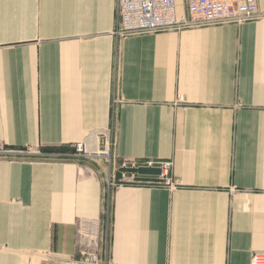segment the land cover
Masks as SVG:
<instances>
[{
	"label": "crops",
	"instance_id": "0c3cea01",
	"mask_svg": "<svg viewBox=\"0 0 264 264\" xmlns=\"http://www.w3.org/2000/svg\"><path fill=\"white\" fill-rule=\"evenodd\" d=\"M118 20L117 0H0V144L39 152L0 155V264L81 259L78 218L102 222L109 264H250L264 18L125 39ZM102 131L113 162L75 154ZM125 162L171 163L173 187L111 188Z\"/></svg>",
	"mask_w": 264,
	"mask_h": 264
},
{
	"label": "built area",
	"instance_id": "2783aa9c",
	"mask_svg": "<svg viewBox=\"0 0 264 264\" xmlns=\"http://www.w3.org/2000/svg\"><path fill=\"white\" fill-rule=\"evenodd\" d=\"M117 12L119 20L113 34L118 39L160 33H180L211 26L244 25L264 18V12L259 7V0H117ZM114 103L121 104L117 100ZM95 135L97 138H94V134H90L86 141L75 144L73 146L75 154L87 159H104L113 162L115 140L111 132L102 131ZM10 153L12 154L10 151H5L2 146L0 147V154ZM141 166L160 167L163 174L161 177H142L121 173L120 179L111 177L109 186L115 189L124 186L173 187L172 183L164 177L171 168V163L128 164L125 162L117 166L116 170ZM75 225L77 253L82 258L68 264H109L107 260L101 259V253H107L108 249L107 234L106 238H103L102 222L99 219L78 218ZM250 264H264V252L253 253Z\"/></svg>",
	"mask_w": 264,
	"mask_h": 264
},
{
	"label": "water",
	"instance_id": "95a60500",
	"mask_svg": "<svg viewBox=\"0 0 264 264\" xmlns=\"http://www.w3.org/2000/svg\"><path fill=\"white\" fill-rule=\"evenodd\" d=\"M123 174L139 175L142 177H161L162 169L160 167H151V166H141L139 168H121L119 170Z\"/></svg>",
	"mask_w": 264,
	"mask_h": 264
},
{
	"label": "rangeland",
	"instance_id": "374dc122",
	"mask_svg": "<svg viewBox=\"0 0 264 264\" xmlns=\"http://www.w3.org/2000/svg\"><path fill=\"white\" fill-rule=\"evenodd\" d=\"M1 146L4 148L5 151H10V152H12V153H18V152L31 153V152L36 151V150H32V149H25V150H23V151H22V150H16V151H13V150H10V149L6 148L3 144H0V147H1ZM0 155H2V156H4V155H11V153H10V154H0ZM42 257L44 258V254L39 255V258L42 259Z\"/></svg>",
	"mask_w": 264,
	"mask_h": 264
}]
</instances>
